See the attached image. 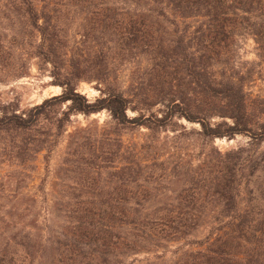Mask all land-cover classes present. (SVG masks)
<instances>
[{"label":"rangeland","instance_id":"374dc122","mask_svg":"<svg viewBox=\"0 0 264 264\" xmlns=\"http://www.w3.org/2000/svg\"><path fill=\"white\" fill-rule=\"evenodd\" d=\"M32 3L41 15L35 26L17 13L20 0H0V117L31 113L62 95L66 82L92 103L101 98V90L124 93L133 100L130 107L138 109L128 110L130 118L142 111L150 114L163 109L160 104L146 107L137 96L141 93L137 83L145 77L152 56L141 48H119L117 35L126 15L118 16L117 26L107 17L114 6H121L109 0ZM156 10L160 13L162 9ZM165 10L167 18L155 19L153 29L157 43L167 52L197 24L179 20L171 9ZM183 45L186 47L187 41ZM233 47L236 53L230 67L234 69L228 75L235 70L237 77L243 78L246 91L264 99V45L244 33ZM50 51L54 56L48 61ZM76 64L81 65L78 73L72 67ZM69 107L70 103L54 100L32 129L0 128L2 263L175 264L185 251L198 249L216 226L214 217L220 212L216 203L203 212L199 227L178 241L159 246L141 242L132 250L123 247L104 256L89 239L74 236L71 214L94 202L148 196L141 191H121L125 186L113 174L129 163L148 166L141 168L144 177L152 173L156 177L171 175L166 183L145 185L152 190L154 200L173 199L179 189L177 178L186 176L190 164L201 166L212 149L226 153L249 148L250 136L204 140L197 134L201 126L183 118L176 121L186 130L164 131L152 140L149 129L119 125L107 110L87 116ZM253 112V118L264 122L260 110ZM224 122L230 124L231 120L211 119L212 125ZM259 151H264V144ZM160 209L153 206L149 211ZM115 226L117 235L125 237L126 226L120 221Z\"/></svg>","mask_w":264,"mask_h":264},{"label":"trees","instance_id":"16d2710c","mask_svg":"<svg viewBox=\"0 0 264 264\" xmlns=\"http://www.w3.org/2000/svg\"><path fill=\"white\" fill-rule=\"evenodd\" d=\"M109 1L122 7L114 6L107 17L113 25H119L118 16L126 15L122 17L124 27L117 35L119 48H141L152 56L150 68L137 83L140 103L150 108L160 104L163 109L150 114L142 111L130 118L128 110L132 109L133 100L124 93L101 90V98L92 103L66 82L62 84V95L35 107L31 113L0 117V128L32 129L48 104L59 100L70 103V111L87 116L107 110L119 125L149 129L152 140L164 131L186 130L176 121L183 118L201 126L197 134L204 140L249 135V148L226 153L212 149L201 166L190 164L186 176L177 178L179 189L173 199L156 201L145 185L166 183L171 175L162 173L156 177L152 173L144 177L141 168L148 166L125 165L113 174L125 186L121 191H141L148 196L99 201L73 211V234L89 239L103 256L118 249L132 250L141 242L159 246L190 235L201 224L203 212L216 203L220 212L214 217L216 226L212 232L198 249L185 251L175 264H264V151H259L264 144V122L253 118V110L257 109L264 116V99L247 92L243 78L237 77L235 70L228 75L234 69L230 67L236 53L233 45L241 35H252L264 45V0ZM159 8L160 13L156 10ZM165 9H171L179 20L197 24L194 31L186 30L167 52L163 44L157 43L153 29L155 19L167 18ZM16 11L33 26L41 19L32 0H20ZM52 56L50 51L47 60H52ZM72 67L80 72L81 65ZM214 117L230 119L231 123L212 125ZM153 206L162 209L151 213ZM117 221L126 226L125 237L117 235Z\"/></svg>","mask_w":264,"mask_h":264}]
</instances>
